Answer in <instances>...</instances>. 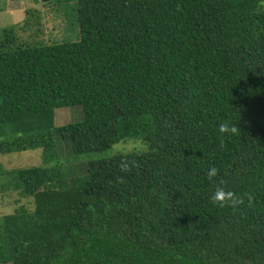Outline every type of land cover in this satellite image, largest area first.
Masks as SVG:
<instances>
[{
  "label": "trees",
  "instance_id": "16d2710c",
  "mask_svg": "<svg viewBox=\"0 0 264 264\" xmlns=\"http://www.w3.org/2000/svg\"><path fill=\"white\" fill-rule=\"evenodd\" d=\"M263 1L77 0L79 41L2 42L0 153L44 164L0 167L34 203L0 216V264H264ZM67 107L82 119L57 125ZM60 140L141 147L73 163ZM212 166L252 206L213 204Z\"/></svg>",
  "mask_w": 264,
  "mask_h": 264
},
{
  "label": "rangeland",
  "instance_id": "374dc122",
  "mask_svg": "<svg viewBox=\"0 0 264 264\" xmlns=\"http://www.w3.org/2000/svg\"><path fill=\"white\" fill-rule=\"evenodd\" d=\"M78 19L77 0H0V44L7 41L12 33L17 45L76 42L80 40ZM79 108L82 111V108ZM80 109L75 107L56 109V124L82 119ZM140 147L141 143L137 141H121L105 151H90L73 158L72 150L69 151L63 141H58L60 159L69 158L73 163L106 159L115 152H127ZM42 152V148H38L0 153V167L10 169L43 165ZM68 163L66 161L67 168L71 166ZM22 204L34 208L31 196H21L17 192L2 194L0 190V216L14 213Z\"/></svg>",
  "mask_w": 264,
  "mask_h": 264
},
{
  "label": "clouds",
  "instance_id": "9594fccd",
  "mask_svg": "<svg viewBox=\"0 0 264 264\" xmlns=\"http://www.w3.org/2000/svg\"><path fill=\"white\" fill-rule=\"evenodd\" d=\"M218 131L221 134L225 135H238L240 132V128L230 122H222L218 126ZM139 167V162L135 159L127 158V154L125 158H122L119 162V168L121 171L127 173L132 171L134 168ZM219 174L218 168L212 166L207 171L208 180L213 183L214 191L211 195V202L219 207H233L236 208L245 203V199H247L248 206H252L254 202V196L251 193H245L243 195H238L235 191L229 190L226 187V182L220 180L218 183L214 180ZM118 183H123L124 178L119 177L117 179Z\"/></svg>",
  "mask_w": 264,
  "mask_h": 264
}]
</instances>
